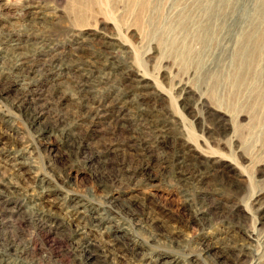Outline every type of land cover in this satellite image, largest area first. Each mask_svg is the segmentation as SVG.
I'll return each instance as SVG.
<instances>
[{
  "label": "rangeland",
  "instance_id": "1",
  "mask_svg": "<svg viewBox=\"0 0 264 264\" xmlns=\"http://www.w3.org/2000/svg\"><path fill=\"white\" fill-rule=\"evenodd\" d=\"M245 1L253 8L257 0ZM199 16L198 0H0V73L14 70V51L29 60L15 67L20 84L0 93V180L12 178L18 188L1 202L8 216L0 214V249L25 260L20 264H85L69 242L70 228L55 224L49 234L37 211L54 212L62 223L75 215L67 212L73 199L103 212L117 196L116 201L133 203L139 211L132 217L115 208L116 230L134 259H120L105 229L86 221L100 245L88 264H113L115 258L116 264L174 259L235 264L243 248L264 252V208L259 209L264 205V77L258 76L264 58L252 70L258 76L254 82L239 81L232 88L222 75L233 66L235 40L226 38L224 26L214 25L219 36L207 33L209 51H203L192 38ZM43 45L54 49L62 69L36 66L44 60L38 54ZM32 64L36 72L28 77ZM126 70L147 76L153 95L139 102L129 94L128 102L101 109L109 111V118L100 114L96 123L88 114L89 102L108 97L110 103ZM3 75L0 87L14 78ZM24 82L38 87L34 97ZM215 82L216 94L211 91ZM22 99L45 108L38 124L49 127L43 139L28 120L27 104L20 106ZM111 112L119 114L123 131L115 129ZM184 147L214 165L217 174L207 176L203 185L193 176H178L171 162ZM7 149L23 150L29 164L16 167L5 158ZM200 191L207 201L203 206L196 198ZM236 204L238 211L230 214ZM201 208L204 214H198ZM250 231L257 232V242L247 237Z\"/></svg>",
  "mask_w": 264,
  "mask_h": 264
},
{
  "label": "bare ground",
  "instance_id": "2",
  "mask_svg": "<svg viewBox=\"0 0 264 264\" xmlns=\"http://www.w3.org/2000/svg\"><path fill=\"white\" fill-rule=\"evenodd\" d=\"M198 2H199L200 16H199V19L195 20L196 30H195V33L192 34V38L197 40L201 44V49L205 52L209 51V47L207 45V37H208L207 33H209L210 31L211 32L209 34L211 38L215 36V34L218 38L219 33L218 31L216 33L215 30L213 29L214 25L216 27L224 26L222 30L225 31L226 34L224 35L226 36V38L229 37L231 41L235 40V47H234L233 55H232L233 66L231 68H228L225 71V73L222 75L223 79L229 81L232 88L237 87L239 81H241V85L251 84L252 82L255 81L256 78H258V76L261 78V81H262L264 77V73L262 70L264 68L263 69L260 68L261 71L258 74V76H257V73H254L252 70L254 66L258 68L260 65V61L264 58V2L260 3L258 0L255 1L253 3V8H248L246 6L247 2L245 0H198ZM188 21L190 22V19ZM184 23H185L184 25L186 26L185 21ZM19 45L20 43L17 42L13 47L14 50H17L19 48ZM39 50H38V54H40L44 58V60L42 62L40 61L41 64L37 63L36 66L41 67L42 65L43 66L48 65L46 68L50 67L51 69V67L53 66L54 69H62L61 65L59 64L60 58H58L57 55H53L54 53L53 48L47 49V47L43 45L41 48H39ZM13 55L18 56L17 63L13 67L14 70H15V67L20 68L22 67L23 64L29 63V60H27L28 55H25L24 52H20L17 50L13 52ZM46 58H49V59H46ZM117 67L119 66L117 65ZM14 70L13 69L9 70L7 74H5V71H2L0 73V76H2L3 73L5 74L3 75L4 76L3 78L14 77L6 86L0 87V93L6 92L7 91L6 88L8 87H12L13 85L16 86L15 84H18V83L20 84V80H19L20 74L19 72L15 73ZM26 72L27 73L25 74H27V76L29 77V75L31 76L32 73L36 72V67L33 66L32 64V66H30ZM115 72H116V68H115ZM119 72L117 73L119 74ZM33 80H34V77H32L31 82ZM2 81L3 79L1 77L0 86H1ZM31 82L29 83L24 82L25 84H23V88H25L27 93H30L34 97L33 93L35 91H38L39 89L38 87L36 88L31 87ZM262 84L264 85L263 81H262ZM217 86H218L217 82H215L212 85V88H211L212 93L214 94L217 93ZM118 88H119V90H117L118 93L115 95V98L110 101V103L107 102L108 97L106 99H104L103 97L99 101L96 100L95 98L94 101L91 100L92 102L91 101L89 102V104H91L90 105L91 107H90V110L88 111V114L93 116L96 123L97 121L100 122V117H99L100 114L105 113L103 115V119L109 118V115H110L109 111L105 109L104 111L101 112L100 111L101 109L106 108L109 105L113 104V102L116 103L117 101H120V100H122L123 102H128L129 94H134V96L136 97V98L134 97L135 100L139 102L146 101L148 96L153 95L152 93L149 92L151 85L148 80V77L145 75H141L140 73L134 72L132 70H126L123 72V74L121 75ZM80 102H82V104L80 103L81 105L83 106L85 105L83 100ZM25 103L27 104L26 109L30 110V111L28 110L27 112L28 120L30 121L32 125L34 124L37 125L38 128L36 129V132L38 134V137L40 139H43L44 137H46V130H48L49 127L48 125L39 126L38 124H41L40 118L44 115L45 108H41L37 106L32 107L27 100L25 101V99H22L19 104L20 106L23 105V107H25L24 105ZM205 106H206L205 104L201 105V107H205ZM204 111H207L210 113V109L208 107H205ZM118 115L119 114L113 113L111 114V118H114L116 120L115 129L116 130L120 129L121 131H123V129L120 128L122 127L123 124L119 122V124L117 125V120H120L118 119ZM101 119H102V116H101ZM220 124L221 123L216 124V125H220ZM168 130L169 128L163 126L161 131L162 133L167 134ZM160 136L161 135L159 134V137ZM163 141L162 139L159 140V144H163L164 143ZM159 144L157 145L160 146ZM4 152H5L4 154L5 158L7 157L12 158V160L15 161L14 164L16 165V167H22V166L29 164L27 161L23 160L24 158L22 157L24 156V152L21 149H7V150H4ZM107 154H110V153H107ZM171 163H172L175 173H177L178 176L185 177V178H191L190 176H193V178L196 181L195 183L198 185H203L206 181L207 176H210L212 173L217 174V169L214 167V165L212 166L210 165V163L199 159L197 155L193 154L190 148H186V147L179 148L174 152V157ZM188 169L191 170V173L189 174L186 172ZM232 169L234 168L231 167L230 170ZM11 179L7 177V178H4L2 181L0 180V207H3V205H1V202H3L4 199L6 200L7 198H9V196H12L10 195L12 192V189H18L16 185L12 183ZM40 180H43V179H40ZM199 188L201 189V187ZM202 192L203 191H200L196 195L197 196L196 198L198 197L201 198L200 200L201 204L199 203L200 205H202L203 201H206L205 199L206 197L202 194ZM113 198H114V201H112L113 203L110 206L111 209L109 208V210L103 211V212H94V211L92 212V209L90 210V208L87 207L88 204H86L84 199L82 198L73 199V202L72 201H70L71 203L68 202L71 205L69 206V209L67 210V212H70L72 210L71 212H75V215L72 219L69 217H66L65 221L62 223L59 222V219H58V218H61L60 215L54 212L53 213L47 212L45 210H42L41 208L40 209L38 208L39 210L37 211V216L42 226L47 228V232L49 234L54 232V226L58 225L57 229H59L65 223L70 228L69 229L70 231L66 233L67 237L69 238V242L72 245H74L77 251L80 252L81 256L84 258L86 262L85 264H88L89 261L90 263L93 261L96 254L98 253V248H100L98 241H96V239H94V237L90 235L88 230H86L87 225L85 226L86 223H84L86 221H89V223L87 224L93 225V227L96 229L98 228L105 229L103 231V234L106 233L107 235L109 247L111 248V250H114L117 253L120 259L126 260L127 256L128 257L132 256L130 258L134 259L133 253L130 254L132 250L130 244L126 243L127 241L125 242V239H121L122 236H120L119 232L116 230L117 227L115 224V214H117V209L119 208L120 211H122L121 213L123 214L125 213L132 217H135V216L137 217L139 214L138 213L139 211L136 209L135 204L128 203V202L119 203L118 201H116L119 199V197L116 196ZM67 201L68 200L66 198V202ZM37 205L39 204H36V206ZM205 207H208V206H205ZM238 207L239 206L237 204L233 205V208L230 214L232 213L235 214L238 211ZM263 208H264V205L259 206V209L262 210ZM204 212H206V210L201 208L199 209L198 214H204ZM0 214L8 216L7 213L3 211L1 208H0ZM247 237L251 240V242L258 241V234L256 231H250ZM107 239H106V242H107ZM247 248L246 249L243 248L239 254H236L234 258L235 264H264V261H263L264 252L259 250L257 247L256 249H254L255 248L254 247L251 250L250 249L247 250ZM1 249H0V264L24 263L25 260L14 258L13 257L14 255L12 256L11 253H8V250L5 251ZM117 250H120V251H117ZM16 253H20V251H18L17 249ZM23 254L24 253H22L21 255L23 256ZM117 260L118 259L115 258V261ZM115 261H112V263L116 264L117 262ZM164 264H180V262L177 259H174L171 262H166Z\"/></svg>",
  "mask_w": 264,
  "mask_h": 264
}]
</instances>
